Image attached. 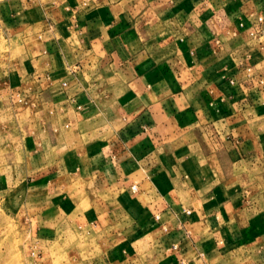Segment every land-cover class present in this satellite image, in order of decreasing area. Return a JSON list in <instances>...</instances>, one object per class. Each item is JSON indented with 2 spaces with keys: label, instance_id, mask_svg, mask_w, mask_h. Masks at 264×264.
<instances>
[{
  "label": "crops",
  "instance_id": "1",
  "mask_svg": "<svg viewBox=\"0 0 264 264\" xmlns=\"http://www.w3.org/2000/svg\"><path fill=\"white\" fill-rule=\"evenodd\" d=\"M262 12L0 0L24 47L10 93L32 234L55 239L87 200L109 244L94 264H180L173 243L188 264H264V38L248 33Z\"/></svg>",
  "mask_w": 264,
  "mask_h": 264
},
{
  "label": "rangeland",
  "instance_id": "2",
  "mask_svg": "<svg viewBox=\"0 0 264 264\" xmlns=\"http://www.w3.org/2000/svg\"><path fill=\"white\" fill-rule=\"evenodd\" d=\"M16 38L0 29V264H94L109 244L90 218L87 200L55 239L34 236L26 220L32 206L26 204L27 185L15 166L16 159L22 160V151L13 130L15 117H23L25 99L21 95L23 101L14 103L10 93L16 61L24 48Z\"/></svg>",
  "mask_w": 264,
  "mask_h": 264
},
{
  "label": "built area",
  "instance_id": "3",
  "mask_svg": "<svg viewBox=\"0 0 264 264\" xmlns=\"http://www.w3.org/2000/svg\"><path fill=\"white\" fill-rule=\"evenodd\" d=\"M240 27H246V21L245 20H241L239 22ZM248 33L250 35V37L252 38H257V39H262L264 38V12L262 13H257L254 16V19L251 21V24L248 26ZM23 98H19V102H22ZM138 186L137 185H132L131 189L132 191H137ZM188 213H190V210L187 211ZM156 219L159 220L160 219V215L157 214L156 215ZM166 230V229H165ZM168 251L173 252L180 261V264H188L187 261L181 257V247L178 243H173Z\"/></svg>",
  "mask_w": 264,
  "mask_h": 264
}]
</instances>
